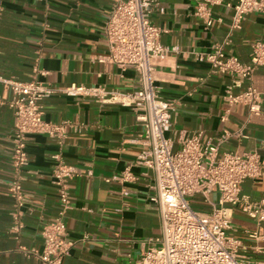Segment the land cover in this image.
<instances>
[{
	"label": "crops",
	"instance_id": "obj_1",
	"mask_svg": "<svg viewBox=\"0 0 264 264\" xmlns=\"http://www.w3.org/2000/svg\"><path fill=\"white\" fill-rule=\"evenodd\" d=\"M112 1L3 0L0 75L26 81L37 69L45 74L36 78L57 89L75 83L131 91L136 87L134 70L128 67L120 71L105 58L103 22ZM157 1L163 13L151 12L149 22L160 29L158 41L162 45H175L179 50L150 59L151 79L160 96L174 101L168 135L172 137L180 130L199 133L201 143L217 144L218 152L255 151L261 174L243 181L240 195L258 200L264 195V104L257 115H248L242 104L227 106L222 94L230 78L212 73L206 62L196 58L229 32L232 9L225 4L237 0H222L211 6L214 20L207 28L193 15L196 0ZM253 40L264 41V16L257 12L245 15L240 27L230 32L224 52L246 63ZM251 81L256 89L264 90V65L254 71ZM0 96L9 97L1 84ZM41 107L44 120H68L83 129L80 133L69 131L60 146L43 134L25 136L28 162L18 173L22 228L15 239L7 232L14 208L8 187L17 177L9 160L13 116L5 104H0V264H40L23 250H40L41 227L57 206L50 182L55 153L76 171L68 180L71 206L64 218L72 244L62 264H134L147 247L146 240L157 237L160 231L157 206L148 199L151 172L135 163L142 147V125L129 107L88 97L54 93L41 102ZM236 131L240 137L234 135ZM125 168L132 180L113 178ZM208 197L215 201L216 191ZM194 199L193 207L207 208ZM249 231L261 238H249ZM228 233L240 240L241 255L264 260V254L254 252L256 246L264 245V225L257 226L239 205L232 210Z\"/></svg>",
	"mask_w": 264,
	"mask_h": 264
},
{
	"label": "built area",
	"instance_id": "obj_2",
	"mask_svg": "<svg viewBox=\"0 0 264 264\" xmlns=\"http://www.w3.org/2000/svg\"><path fill=\"white\" fill-rule=\"evenodd\" d=\"M221 1L196 0L193 15L201 20L204 28L214 20L211 6ZM225 5L232 9L229 32L221 42L213 44L208 52L197 54L196 58L206 62L212 73L230 78L222 94L227 106L242 104L248 115H257L264 104V90L256 89L251 79L254 71L264 65V41L250 43L246 63L226 54L224 46L229 42L230 32L240 27L245 15L257 12L264 16V0H237L232 5ZM153 11L163 13L157 0H113L103 22L107 44L105 58L120 71L128 67L134 70L136 87L131 91L119 92L106 90L101 85L75 83L57 89L37 79L36 75L45 74L37 69H33L31 78L26 81L0 75V84L9 93L6 99L0 96V104H5L13 116L9 160L17 176L8 187L14 197V208L7 232L17 239L22 228L19 220L22 191L18 173L28 162L25 136L43 134L55 139L60 146L69 131L80 133L83 129L81 124L68 120L52 122L42 118L41 102L54 93H61L129 107L142 125V147L135 163L151 172L148 199L157 206L160 231L157 237L146 240L147 247L134 264H264V260L241 255L240 240L228 233L232 210L238 205L257 226L264 225V195L256 201L240 195V184L261 174L259 157L255 151L218 152L217 144L201 143L199 133L180 130L172 137L168 135L174 101L160 96L151 79L150 59L163 58L179 50L175 45H162L158 41L160 29L149 22V14ZM236 87H240L238 92L233 91ZM234 135L240 137L239 131ZM52 159L50 182L55 188L57 206L51 219L41 227L40 250H23L26 256L35 257L40 264H62L72 244L67 237L64 218L71 206L68 180L76 171L59 153L52 155ZM113 178L119 181L133 179L128 168ZM212 191L217 193L215 201L208 197ZM194 198L207 208L195 209ZM247 236L255 240L261 238L254 231L247 232ZM254 252L264 254V245L256 246Z\"/></svg>",
	"mask_w": 264,
	"mask_h": 264
},
{
	"label": "rangeland",
	"instance_id": "obj_3",
	"mask_svg": "<svg viewBox=\"0 0 264 264\" xmlns=\"http://www.w3.org/2000/svg\"><path fill=\"white\" fill-rule=\"evenodd\" d=\"M193 200H195V199H193ZM192 205H193V204H192ZM195 206H196V205H195ZM195 206H194V208L197 209V207H195Z\"/></svg>",
	"mask_w": 264,
	"mask_h": 264
}]
</instances>
